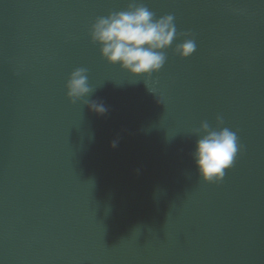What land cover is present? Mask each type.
I'll return each mask as SVG.
<instances>
[{"label":"water","instance_id":"1","mask_svg":"<svg viewBox=\"0 0 264 264\" xmlns=\"http://www.w3.org/2000/svg\"><path fill=\"white\" fill-rule=\"evenodd\" d=\"M129 2L0 0V264H264V0H141L196 43L150 76L90 38ZM217 115L242 147L210 183L192 153Z\"/></svg>","mask_w":264,"mask_h":264},{"label":"clouds","instance_id":"2","mask_svg":"<svg viewBox=\"0 0 264 264\" xmlns=\"http://www.w3.org/2000/svg\"><path fill=\"white\" fill-rule=\"evenodd\" d=\"M92 42L99 45L101 56L110 64H119L134 76H150L158 72L166 61L165 49L173 41L183 37L175 45L173 52L182 58L190 56L196 49L191 33L178 32L174 16L162 15L159 18L141 0H130L127 8L98 16L90 25ZM67 96L72 102L90 94L93 89L88 84L87 69L77 67L71 71L66 81ZM85 104L98 114L107 108L96 101ZM217 127L202 121L196 133H203L196 140L192 153L197 171L202 179L210 183L220 182L225 170L229 169L241 145L236 132L221 127L224 120L216 117ZM117 141L112 142L116 146Z\"/></svg>","mask_w":264,"mask_h":264}]
</instances>
